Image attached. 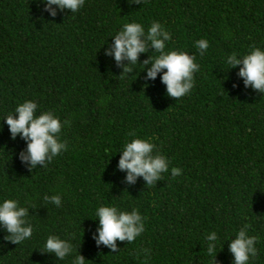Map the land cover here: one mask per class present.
Here are the masks:
<instances>
[{
  "label": "trees",
  "instance_id": "16d2710c",
  "mask_svg": "<svg viewBox=\"0 0 264 264\" xmlns=\"http://www.w3.org/2000/svg\"><path fill=\"white\" fill-rule=\"evenodd\" d=\"M133 19L146 29L159 21L172 34L167 48L195 56L200 71L189 94L168 96L159 75L145 81L139 63L120 75L105 55L110 36ZM201 38L209 41L203 56ZM250 46L264 47V0H85L55 17L37 0H0V120L28 99L69 120L61 133L68 150L31 170L19 159L25 141L0 121V198L29 207L34 228L20 244L0 229V264H70L42 251L53 234L72 239L86 264H233L227 240L245 224L258 237L250 264H264V94L224 63ZM149 55L158 53L140 61ZM133 132L182 173L127 184L118 151ZM46 194H60L61 206ZM103 204L138 209L145 231L118 240L115 252L97 246L95 210ZM211 231L216 260L206 252Z\"/></svg>",
  "mask_w": 264,
  "mask_h": 264
},
{
  "label": "clouds",
  "instance_id": "9594fccd",
  "mask_svg": "<svg viewBox=\"0 0 264 264\" xmlns=\"http://www.w3.org/2000/svg\"><path fill=\"white\" fill-rule=\"evenodd\" d=\"M130 2L140 3L141 0ZM37 3L43 6L44 12L55 17L65 10H70L71 14L78 12L85 0H37ZM110 37L114 38L113 42L104 52L122 68L120 75L129 76L139 63L142 66L140 71L146 69L145 81L155 80L159 75L168 96L179 99L190 93L200 65L195 56L187 51L167 48L172 34L159 21H153L146 29L143 23L133 19L123 23ZM195 46L203 56L209 48V41L201 38L195 42ZM149 52L158 55H149L140 61L141 54ZM224 63L227 69L239 66L237 75L243 80L244 86L264 94V47L250 46L244 54L234 51L224 58ZM38 109V102L28 99L18 103L12 112L0 120L8 125L12 139L19 136L25 141L26 146L20 150L19 159L30 170L37 166L46 167L54 157L68 150L67 141L61 138V133L69 120L62 121L53 110L38 112ZM0 125L3 127L2 123ZM129 136L132 138L126 140L118 151L121 155L117 169L126 173L124 180L127 184H135L140 177L146 186L157 184L163 179V174L170 170L168 157L154 151L156 145L151 138L140 137L134 132L129 133ZM181 173L179 167H171L173 178ZM44 200L57 207L62 204L60 194H46ZM29 212V207L21 205L18 199L0 198V229L7 233L6 240L20 244L32 237L34 228L29 220ZM95 218L98 219V225L93 239L97 246L103 245L113 252L118 249V240L131 243L145 231V218L136 208L128 211L115 204H103L96 208ZM248 228L249 225L245 224L233 238L227 240L233 264H250V260L258 255V237L249 235ZM204 239L207 254L216 260L219 242L217 232L207 233ZM42 251L53 254L57 260L71 257L70 264H86L88 260L80 251L76 253L72 239L54 234L47 237ZM143 252L147 255L150 250L145 248Z\"/></svg>",
  "mask_w": 264,
  "mask_h": 264
}]
</instances>
